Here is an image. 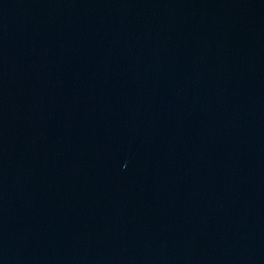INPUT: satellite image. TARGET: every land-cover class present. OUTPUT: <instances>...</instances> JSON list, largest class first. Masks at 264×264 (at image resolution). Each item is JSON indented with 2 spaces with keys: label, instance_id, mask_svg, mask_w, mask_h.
<instances>
[{
  "label": "water",
  "instance_id": "water-1",
  "mask_svg": "<svg viewBox=\"0 0 264 264\" xmlns=\"http://www.w3.org/2000/svg\"><path fill=\"white\" fill-rule=\"evenodd\" d=\"M0 264H264V0H0Z\"/></svg>",
  "mask_w": 264,
  "mask_h": 264
}]
</instances>
